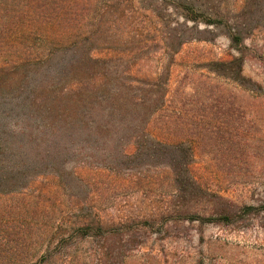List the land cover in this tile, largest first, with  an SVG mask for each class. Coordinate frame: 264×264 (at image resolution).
I'll list each match as a JSON object with an SVG mask.
<instances>
[{"label":"rangeland","instance_id":"1","mask_svg":"<svg viewBox=\"0 0 264 264\" xmlns=\"http://www.w3.org/2000/svg\"><path fill=\"white\" fill-rule=\"evenodd\" d=\"M85 51L162 137L75 147L83 210L49 169L4 191L0 264H264V0H0V64Z\"/></svg>","mask_w":264,"mask_h":264},{"label":"trees","instance_id":"2","mask_svg":"<svg viewBox=\"0 0 264 264\" xmlns=\"http://www.w3.org/2000/svg\"><path fill=\"white\" fill-rule=\"evenodd\" d=\"M71 36L60 34L55 44L64 46L77 38ZM52 54L35 61L18 59L0 64V196L18 188L19 182H28L37 170L49 169L58 179L59 189L71 196L73 206H79L83 204L80 199H84L78 176L57 174L75 147L106 143L104 140L118 143L136 131L140 139L145 138L144 132L157 140L162 136L149 133L150 117L145 114V102L134 101L130 87L120 85L108 73L98 72L100 65H104L100 59L86 52L74 62L57 66ZM238 66L241 69V63ZM19 74L22 79L17 78ZM165 87L161 100L167 93ZM13 121L15 127L11 128ZM176 166L173 172H177ZM86 204L84 200L82 210ZM232 208L221 209L219 219L213 223L242 220V212ZM244 209L248 214H264V203ZM94 219L90 214L78 217L77 222ZM260 228L264 231V225Z\"/></svg>","mask_w":264,"mask_h":264}]
</instances>
